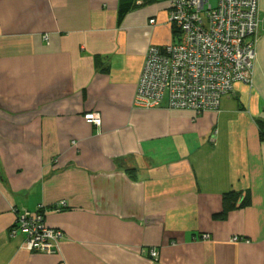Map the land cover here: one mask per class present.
Returning a JSON list of instances; mask_svg holds the SVG:
<instances>
[{
    "label": "crops",
    "instance_id": "crops-1",
    "mask_svg": "<svg viewBox=\"0 0 264 264\" xmlns=\"http://www.w3.org/2000/svg\"><path fill=\"white\" fill-rule=\"evenodd\" d=\"M170 2L0 0V264H264V19L219 109L138 106ZM41 208L50 250L17 224Z\"/></svg>",
    "mask_w": 264,
    "mask_h": 264
},
{
    "label": "built area",
    "instance_id": "built-area-1",
    "mask_svg": "<svg viewBox=\"0 0 264 264\" xmlns=\"http://www.w3.org/2000/svg\"><path fill=\"white\" fill-rule=\"evenodd\" d=\"M170 4L174 9L169 21L180 30L178 41L147 48L134 103L195 113L217 110L222 97L234 92L237 84L252 81L255 44L264 19L258 0H217L215 6L208 0H171ZM84 118L101 123L97 112ZM42 217L40 211L18 214V228L30 249L50 250L52 241L61 236ZM150 255L155 258L157 253L151 250Z\"/></svg>",
    "mask_w": 264,
    "mask_h": 264
},
{
    "label": "trees",
    "instance_id": "trees-1",
    "mask_svg": "<svg viewBox=\"0 0 264 264\" xmlns=\"http://www.w3.org/2000/svg\"><path fill=\"white\" fill-rule=\"evenodd\" d=\"M138 1L139 4H138ZM153 2V0H119V6H118V20L122 18V16L128 11V10H131L132 8L136 7V6H141V5H145V4H149ZM174 25V24H173ZM179 29L177 27H175V25L173 26V34H174V37L176 39L179 38ZM176 41L172 42V43H175ZM160 46H163V45H160ZM239 193H236L234 191H229L225 194L224 196V210L223 211H228V209L230 207H233V203L231 202L233 199H232V196H236L238 195ZM243 202H245L246 204L249 202V199H246L245 201L243 200ZM242 202V203H243ZM229 203H231L229 205ZM56 207H59V208H63L65 206H62L63 204L61 202L59 203H56ZM55 206V205H53ZM51 206V207H53ZM45 208H41L39 209V211L42 213V211L44 210ZM60 209V210H61ZM222 215H224L225 213L222 212L221 213Z\"/></svg>",
    "mask_w": 264,
    "mask_h": 264
},
{
    "label": "rangeland",
    "instance_id": "rangeland-1",
    "mask_svg": "<svg viewBox=\"0 0 264 264\" xmlns=\"http://www.w3.org/2000/svg\"><path fill=\"white\" fill-rule=\"evenodd\" d=\"M210 2L213 4V6L214 5H216V3H217V0H210ZM168 44V43H167ZM167 44H165V45H167Z\"/></svg>",
    "mask_w": 264,
    "mask_h": 264
}]
</instances>
